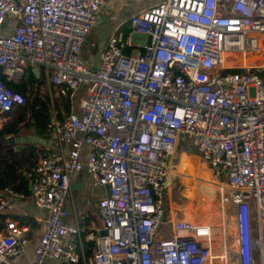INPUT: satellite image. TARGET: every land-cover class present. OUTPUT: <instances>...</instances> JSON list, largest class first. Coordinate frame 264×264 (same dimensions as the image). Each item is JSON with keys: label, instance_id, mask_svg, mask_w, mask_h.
<instances>
[{"label": "built area", "instance_id": "2783aa9c", "mask_svg": "<svg viewBox=\"0 0 264 264\" xmlns=\"http://www.w3.org/2000/svg\"><path fill=\"white\" fill-rule=\"evenodd\" d=\"M107 1L0 0L1 113L24 102L1 77L18 80L27 67L70 100L87 85L74 111H51L57 152L29 173L32 203L46 216L28 264L77 260L81 228L77 218L65 221L63 204L80 170L104 190L82 264H229L223 224L174 218L163 226L161 200L180 139L225 176L236 264H264V79L254 64L223 65L224 55L260 52L264 0H158L128 20L129 34L147 36L144 45L112 33L92 65L80 52ZM7 16L16 22L4 34ZM3 191L0 211L12 208L9 196L22 197ZM26 231L4 220L0 264L26 245Z\"/></svg>", "mask_w": 264, "mask_h": 264}, {"label": "crops", "instance_id": "0c3cea01", "mask_svg": "<svg viewBox=\"0 0 264 264\" xmlns=\"http://www.w3.org/2000/svg\"><path fill=\"white\" fill-rule=\"evenodd\" d=\"M18 1L21 2L23 0H18ZM144 1L108 0L105 5L99 8L96 14L99 18L95 20V23L92 25V27L86 34L84 41H83L82 48L85 47L86 40H87L86 38L88 34L90 33V31L92 30V28L94 29V26L99 27V24L104 25L110 21H114V23L112 24L113 30L107 35H105L104 39H101L97 43V46L94 48L95 49V54L93 55L94 61L84 60V59L83 60L89 64L94 65L96 63L97 53L101 49L102 44L107 39V37L110 36L112 33H116V32L120 33V31L118 30L123 25L126 28H128V20L130 16L139 13L146 7L155 3V2H148V1L144 2ZM15 22L16 21L14 19L7 16L3 21V24L1 26V31L4 34L11 33ZM259 40H260L261 46H263L264 45V34L259 35ZM258 54H261V53L259 52ZM253 56H254L253 54L252 56H250V59L252 61H254L256 58ZM30 69L32 71L34 68L30 67ZM45 84L47 86L50 85L46 83V80H45ZM80 98L81 97H78V99L75 101L73 99L75 104L74 106L71 107L72 111L76 109V105ZM0 114L2 113L0 112ZM25 135H35V134L31 130H30V133H28V132H25L24 129H20L19 131H17L15 135H11V136L16 137V136H25ZM8 136H4L2 140H0V143L6 146L4 148H0V156L7 157L8 154H6L5 152L11 149L14 153H16V157L21 161L23 165L26 164L25 155H26L27 146H30V145L34 146L35 153L37 155V160L41 158V155L50 156L57 152V144H56L55 136L48 129L45 130L44 137L38 136L39 138H41L42 142L19 143L18 145H20L21 147L16 151L12 149V146H13L12 144L4 143L3 141L4 138ZM177 145L183 146V147H190L187 144H185V142H183L182 139L178 140L174 149L176 148ZM87 149H88L87 146H83L81 150L82 154H84V152ZM169 163H170V160H169ZM29 173H27V176L29 177L27 181V194H23L19 192L22 194V197L9 196L10 197L9 199L12 203V208L8 210L3 209L0 211V226L3 224L4 220L7 218L14 219L16 222H18V224H20L19 222L22 221L20 225L27 227V231L25 233L27 237V243L17 255L10 257L9 259L10 263H1V264H28L33 256L34 245L43 230V223H44V217L46 216V211L35 207L32 203V197H31L30 189H29L30 187L29 186V182H30ZM0 179H2L5 182H8V180L2 175L1 172H0ZM213 181L215 184H218V189H221L222 186L225 184V183L217 181L216 179H214ZM103 192L104 190L91 186L88 175L86 174L84 170H80L78 173L74 174L70 178L68 198L66 197L63 205L67 212L65 216V221L67 223H72L74 219L77 218L78 224L81 228V244L79 246H76V248L74 249L76 257H80V253L85 255V253L87 252L86 254H88L91 251V248L93 247V234L95 233V229L99 228L100 226L98 217L96 215L94 201L96 197L101 195ZM166 192L167 191H165L164 194ZM3 196L8 197V195L2 189L0 190V198ZM188 206L189 205H187V207ZM187 207H186V210H188ZM169 215H170V220H173L175 214L172 211H169ZM162 232H165V231H162ZM158 237H160V235ZM89 238H91V240ZM67 240H68L67 237L63 238L64 243ZM43 264H59V261L55 259H46L43 262Z\"/></svg>", "mask_w": 264, "mask_h": 264}, {"label": "rangeland", "instance_id": "374dc122", "mask_svg": "<svg viewBox=\"0 0 264 264\" xmlns=\"http://www.w3.org/2000/svg\"><path fill=\"white\" fill-rule=\"evenodd\" d=\"M144 1V0H138ZM148 2H157L158 0H145ZM144 1V2H145ZM123 19V18H122ZM114 21H110L104 25L99 24V27L94 26V29L90 31L87 36L86 45L81 49L80 56L84 60H93L95 54V47L97 43L104 39V36L113 30L112 24ZM112 27V28H111ZM261 54H253L256 57L254 61L250 59L251 55L238 56L233 60L229 57H224L223 64L225 66L235 65H248L253 64L258 67V70L264 69V45H260ZM227 56V55H225ZM86 86H80L75 92L74 101L78 97H82L85 94ZM43 91H46L50 102L52 101V90L49 86L44 85ZM71 100V106H74L75 102ZM16 108V107H15ZM50 112L54 111L51 110ZM8 120V117L0 115V126ZM25 132L30 133L27 129ZM185 148V149H184ZM203 160L198 156L193 148L183 147L177 145L174 149L173 156L170 159V165L173 175H171V183L167 192L164 194L161 200V207L163 209L164 221L163 226L170 223L169 211H172L175 215L174 218L186 219L189 221H200L203 219V214L207 215V221H211V224H223L226 243L228 247V263L236 264L234 259V247H233V222H232V206L227 202H223V198L227 196V190L224 185L221 189H218V184L214 183V179L219 182L225 183L223 178H217L208 164H203ZM197 175V186L194 189V178ZM174 176V177H173ZM192 193L194 196H192ZM168 194V196H167ZM68 198V195H67ZM187 205H189L187 207ZM186 207L188 210H186ZM94 208V207H93ZM166 231V230H164ZM162 233V231H161Z\"/></svg>", "mask_w": 264, "mask_h": 264}, {"label": "trees", "instance_id": "16d2710c", "mask_svg": "<svg viewBox=\"0 0 264 264\" xmlns=\"http://www.w3.org/2000/svg\"><path fill=\"white\" fill-rule=\"evenodd\" d=\"M118 31H120L122 39H125L129 34V29L124 25ZM126 52H128V48L125 49ZM257 73L264 79V69L258 70ZM1 78L7 88L23 97L24 102L22 105L0 114L8 117L7 122L0 127V140L4 136L15 135L20 129H30L36 136L44 137L49 123L50 107L56 112L57 117H61L71 111V100L68 98L69 91L62 95L57 86L49 85L52 90V101L50 102L46 91L42 89L46 85L44 76L40 74L36 77L29 67L23 70L18 80ZM4 147L6 146L0 143V148ZM5 153L8 154L7 157L0 156V172L8 182L0 179V190L8 187L16 192L27 194V181L29 178L27 173L30 172V169L37 162L34 146H27L25 165L21 163L16 157V153L11 149ZM45 156L41 155V157ZM202 218L194 224H211V221L206 220L207 215L203 214ZM190 222L193 223L194 221L191 220ZM19 223L21 224L22 221ZM70 264H82V261L80 257H77V260Z\"/></svg>", "mask_w": 264, "mask_h": 264}, {"label": "water", "instance_id": "95a60500", "mask_svg": "<svg viewBox=\"0 0 264 264\" xmlns=\"http://www.w3.org/2000/svg\"><path fill=\"white\" fill-rule=\"evenodd\" d=\"M99 17L96 15V19ZM129 40L131 43H137L139 46H142L146 43L147 36L143 34H137V33H130L129 34ZM33 74L37 77L39 75V71L37 68H34L32 70ZM50 121H52V115L50 114ZM4 143L6 144H12V149L13 150H18L21 146L18 145L19 143H25V142H42L41 138L35 135H25V136H8L4 138ZM30 186V185H29ZM30 189V187H29ZM106 191V187H105ZM103 231H100L99 234H102Z\"/></svg>", "mask_w": 264, "mask_h": 264}, {"label": "bare ground", "instance_id": "6f19581e", "mask_svg": "<svg viewBox=\"0 0 264 264\" xmlns=\"http://www.w3.org/2000/svg\"><path fill=\"white\" fill-rule=\"evenodd\" d=\"M231 59L233 58H237L239 55H237V54H232V55H228ZM224 57H225V55H224ZM228 57V58H229ZM232 59V60H233ZM234 61V60H233ZM224 65V64H223ZM225 66V65H224ZM247 66V65H246ZM203 161H204V164L206 165V163L209 165V167H211L212 168V170H213V172H214V174H215V176L217 177V178H223L224 180H225V176H224V174H223V172H222V170L219 168V166L217 165V164H215V163H213V162H211V161H208V160H205V159H203V158H201ZM196 186H197V174H196V176H195V178H194V189H196ZM192 196H193V193H192ZM90 240H91V238H89Z\"/></svg>", "mask_w": 264, "mask_h": 264}, {"label": "flooded vegetation", "instance_id": "af4514ba", "mask_svg": "<svg viewBox=\"0 0 264 264\" xmlns=\"http://www.w3.org/2000/svg\"><path fill=\"white\" fill-rule=\"evenodd\" d=\"M7 122V121H6Z\"/></svg>", "mask_w": 264, "mask_h": 264}]
</instances>
